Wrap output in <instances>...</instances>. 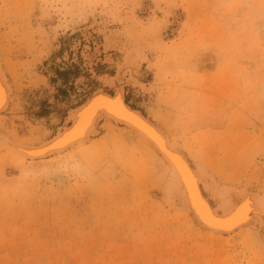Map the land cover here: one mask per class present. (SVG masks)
Listing matches in <instances>:
<instances>
[{"label": "rangeland", "instance_id": "374dc122", "mask_svg": "<svg viewBox=\"0 0 264 264\" xmlns=\"http://www.w3.org/2000/svg\"><path fill=\"white\" fill-rule=\"evenodd\" d=\"M123 30L146 55L144 88L129 86L127 103L218 184L264 192V0H0L13 87L0 132L27 144L53 136L109 89L99 78L122 55L105 62L103 36ZM88 37L99 44L90 68ZM96 127L45 159L0 150V264H264L262 231L205 234L170 205L149 145Z\"/></svg>", "mask_w": 264, "mask_h": 264}, {"label": "bare ground", "instance_id": "6f19581e", "mask_svg": "<svg viewBox=\"0 0 264 264\" xmlns=\"http://www.w3.org/2000/svg\"><path fill=\"white\" fill-rule=\"evenodd\" d=\"M14 23L13 21L11 24ZM19 35L21 34L12 35L14 41L10 44L13 47L21 46ZM103 37L102 52L105 62L111 60L113 50L122 55L115 73L111 76L101 75L99 78L109 89L94 90L78 107L69 111L66 118L68 124L40 143L27 144L0 132V150L21 160H40L84 145L90 137L97 134L96 125L100 122L118 127L150 146L151 154L147 158L152 161L157 157V174L167 200L176 212L189 216L199 230L209 236L232 235L249 228L264 233V192L256 189L238 190L218 184L206 169L190 160L176 139L169 137L141 111L129 105L126 101L129 86L144 88L140 65L146 60V55L137 40L128 38L125 31H112L105 33ZM88 40L81 55L88 61L85 65L90 68L97 59L99 44L93 38L92 44L91 38L88 37ZM4 47L7 48L8 43L5 42ZM2 52L0 51V115L9 109L13 94ZM150 87L152 90L153 85ZM135 124L145 128L154 138ZM235 220L237 221L233 223Z\"/></svg>", "mask_w": 264, "mask_h": 264}, {"label": "water", "instance_id": "95a60500", "mask_svg": "<svg viewBox=\"0 0 264 264\" xmlns=\"http://www.w3.org/2000/svg\"><path fill=\"white\" fill-rule=\"evenodd\" d=\"M111 94H113V92L111 91L110 92ZM128 119V118H127ZM129 121H131V119H128ZM151 121V120H150ZM132 122V121H131ZM134 123V122H133ZM154 123V122H153ZM66 124H68V123H66ZM65 124V125H66ZM135 125H137V127H139L142 131H144L145 133H147L148 135H150L147 131H145V128H143V127H140L138 124H135ZM64 127V126H63ZM57 133V132H56ZM55 133V134H56ZM151 137H153L152 135H150ZM52 137V136H51ZM154 138V137H153ZM248 190H254L255 191V189L254 188H248ZM214 203V202H213ZM238 219H240V218H237V220ZM237 220H235L233 223H235ZM225 226H228V225H225Z\"/></svg>", "mask_w": 264, "mask_h": 264}]
</instances>
